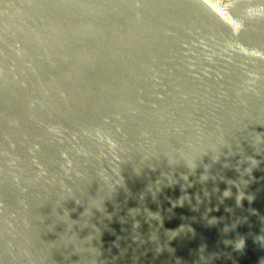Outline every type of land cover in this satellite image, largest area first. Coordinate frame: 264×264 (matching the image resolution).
Returning <instances> with one entry per match:
<instances>
[{"label":"water","instance_id":"water-1","mask_svg":"<svg viewBox=\"0 0 264 264\" xmlns=\"http://www.w3.org/2000/svg\"><path fill=\"white\" fill-rule=\"evenodd\" d=\"M0 264H264V0H0Z\"/></svg>","mask_w":264,"mask_h":264}]
</instances>
